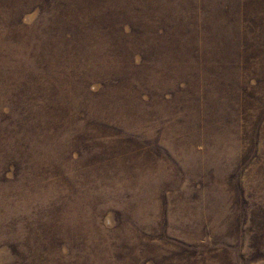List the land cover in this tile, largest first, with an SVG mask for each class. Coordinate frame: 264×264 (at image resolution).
I'll return each instance as SVG.
<instances>
[{"label":"rangeland","instance_id":"1","mask_svg":"<svg viewBox=\"0 0 264 264\" xmlns=\"http://www.w3.org/2000/svg\"><path fill=\"white\" fill-rule=\"evenodd\" d=\"M0 264H264V0H0Z\"/></svg>","mask_w":264,"mask_h":264}]
</instances>
